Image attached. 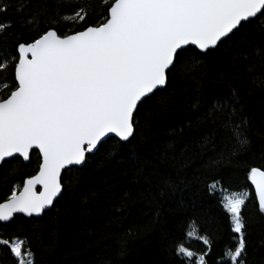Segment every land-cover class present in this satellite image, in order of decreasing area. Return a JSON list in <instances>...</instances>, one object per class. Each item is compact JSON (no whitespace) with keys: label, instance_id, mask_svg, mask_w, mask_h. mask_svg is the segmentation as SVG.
I'll return each instance as SVG.
<instances>
[{"label":"trees","instance_id":"16d2710c","mask_svg":"<svg viewBox=\"0 0 264 264\" xmlns=\"http://www.w3.org/2000/svg\"><path fill=\"white\" fill-rule=\"evenodd\" d=\"M0 56L11 61L18 43H29L55 28L70 34L96 21L99 0H4ZM83 7L85 22L64 21ZM32 20L30 25L28 20ZM264 17L207 54H188L168 76L164 89L139 108V127L122 151L100 153L87 167L63 173V191L39 219L16 216L0 224V238H26L34 264H186L176 245L199 254V239H187L194 224L212 245L207 264H218L235 248L219 190L248 191L242 209L245 264H264V213L247 180L252 167L264 170ZM13 69L0 75L6 94ZM6 78V79H5ZM246 120L249 146L233 154L230 130ZM38 154L24 164L12 159L0 166V202L14 185L38 170ZM0 264H16L0 246ZM195 264V258L192 260Z\"/></svg>","mask_w":264,"mask_h":264},{"label":"snow or ice","instance_id":"6c2138e0","mask_svg":"<svg viewBox=\"0 0 264 264\" xmlns=\"http://www.w3.org/2000/svg\"><path fill=\"white\" fill-rule=\"evenodd\" d=\"M99 2L103 11L93 24L63 35L50 28L32 42L18 43L11 61L0 56V75L14 70L11 82L3 84L6 94H0V166L12 159L29 162L38 154L35 174L22 186L14 185L0 202V223L13 222L17 214L39 217L53 207L63 191L64 171L87 167L102 152L122 151L139 127L140 106L166 86L169 74L188 54L206 55L244 25L264 17V0ZM6 11L0 6V12ZM88 16L81 7L61 19L81 23ZM9 27L0 22V34ZM261 52L264 49L256 54ZM246 123L231 125L234 155L249 146ZM247 180L264 213V170L252 167ZM220 191L235 248L226 250L218 264H245L242 209L250 194ZM189 229L186 238L201 240L207 251L197 254L178 243L175 255L186 264L193 258L195 264H207L210 239L198 236L194 224ZM0 246L16 264H34L26 238H0Z\"/></svg>","mask_w":264,"mask_h":264},{"label":"water","instance_id":"95a60500","mask_svg":"<svg viewBox=\"0 0 264 264\" xmlns=\"http://www.w3.org/2000/svg\"><path fill=\"white\" fill-rule=\"evenodd\" d=\"M211 50H213V49H210L209 51H211ZM165 88V87H164ZM163 88V89H164ZM162 90V89H161ZM21 160H22V158H20ZM23 161V160H22ZM23 163L24 164H27L28 162H24L23 161ZM81 167H83V166H76V167H73V168H81ZM65 171H67V170H65ZM64 171V172H65ZM251 185V184H250ZM251 189H252V192H253V194H254V196H255V189H254V187L251 185ZM62 194V193H61ZM61 194L56 198V200L61 196ZM255 199H256V196H255ZM56 200L54 201V203L56 202ZM257 201V200H256ZM257 205H258V202H257ZM52 208V207H51ZM50 208V209H51ZM50 209H46V210H44V212L42 213V215L44 214V213H46V212H48ZM42 215L41 216H39V217H24L22 214H17L16 216H20V217H23V218H25V219H39V218H41L42 217ZM0 224H2V225H5L4 223H0ZM8 224V223H7Z\"/></svg>","mask_w":264,"mask_h":264},{"label":"rangeland","instance_id":"374dc122","mask_svg":"<svg viewBox=\"0 0 264 264\" xmlns=\"http://www.w3.org/2000/svg\"><path fill=\"white\" fill-rule=\"evenodd\" d=\"M213 188H214V190L219 191V193L221 194V191L217 187H213Z\"/></svg>","mask_w":264,"mask_h":264}]
</instances>
